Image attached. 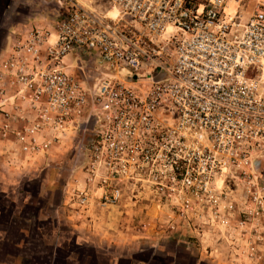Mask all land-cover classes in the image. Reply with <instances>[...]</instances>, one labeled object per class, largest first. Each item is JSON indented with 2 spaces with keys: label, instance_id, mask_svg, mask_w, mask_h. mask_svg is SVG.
<instances>
[{
  "label": "built area",
  "instance_id": "built-area-1",
  "mask_svg": "<svg viewBox=\"0 0 264 264\" xmlns=\"http://www.w3.org/2000/svg\"><path fill=\"white\" fill-rule=\"evenodd\" d=\"M87 1L55 0L11 34L0 140L31 160L81 144L82 183L68 196L81 210L143 195L230 210L222 177L264 157V0L245 20L225 13L226 0H103L105 12ZM263 191L237 225L253 238L246 264L264 259Z\"/></svg>",
  "mask_w": 264,
  "mask_h": 264
},
{
  "label": "rangeland",
  "instance_id": "rangeland-1",
  "mask_svg": "<svg viewBox=\"0 0 264 264\" xmlns=\"http://www.w3.org/2000/svg\"><path fill=\"white\" fill-rule=\"evenodd\" d=\"M44 1L46 13L55 0ZM226 1L235 3V16L245 20L258 0ZM31 26L37 23L27 20L21 29ZM70 68L76 70V64ZM76 144L58 148L50 160L32 159L39 163L30 167L34 173L0 172V264H209L208 255L218 257V264H246L244 244L253 238L237 225L246 220L243 212L260 210L250 198L264 190V157L249 161H260L259 170L248 166L222 177L231 204L227 211L218 204L153 203L146 195L137 204L81 210L68 200L83 178V151ZM216 212L219 218H211Z\"/></svg>",
  "mask_w": 264,
  "mask_h": 264
},
{
  "label": "crops",
  "instance_id": "crops-1",
  "mask_svg": "<svg viewBox=\"0 0 264 264\" xmlns=\"http://www.w3.org/2000/svg\"><path fill=\"white\" fill-rule=\"evenodd\" d=\"M86 4L91 8L89 2L85 0ZM44 0H0V56L4 54V51L7 49L9 43L11 42V34L13 32H18L21 29L22 23H26L30 18H39L43 14L42 11L45 10ZM98 7H96V5ZM93 7L95 8H104L105 4L100 2H95ZM35 22L37 20L34 19ZM61 149V148H60ZM58 150V148H54L52 151ZM59 152V151H57ZM51 156H55V154L51 153ZM56 157V156H55ZM51 158V157H49ZM47 158H41L43 160H48ZM27 157H22L20 154L14 152V149H11L9 144H5V141L0 140V172L15 176L19 173H34V170H31L30 167L38 162H33ZM50 160V159H49ZM39 161V160H38ZM40 161V162H42ZM210 255H214L211 252ZM206 257V256H205ZM205 259V258H204ZM207 263L209 264H218L221 263V260L216 258H211L208 255L206 257Z\"/></svg>",
  "mask_w": 264,
  "mask_h": 264
},
{
  "label": "bare ground",
  "instance_id": "bare-ground-1",
  "mask_svg": "<svg viewBox=\"0 0 264 264\" xmlns=\"http://www.w3.org/2000/svg\"><path fill=\"white\" fill-rule=\"evenodd\" d=\"M82 7H84L85 9H90L89 6L86 4L85 0H76ZM90 5V4H89ZM226 7L224 8V11L226 14L228 15H232L235 13V3L233 2H228L227 5H225ZM228 13H227V12ZM114 12L113 11H109L107 13L108 16H113Z\"/></svg>",
  "mask_w": 264,
  "mask_h": 264
}]
</instances>
